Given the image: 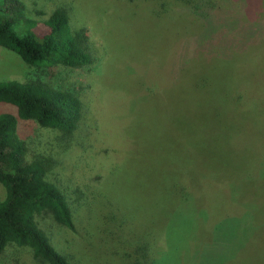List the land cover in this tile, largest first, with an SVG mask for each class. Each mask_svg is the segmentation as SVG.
Here are the masks:
<instances>
[{"label": "rangeland", "instance_id": "rangeland-1", "mask_svg": "<svg viewBox=\"0 0 264 264\" xmlns=\"http://www.w3.org/2000/svg\"><path fill=\"white\" fill-rule=\"evenodd\" d=\"M210 1L162 10L156 0H23L11 14L18 33L42 34L44 20L64 6L94 50L84 71L30 67L0 46V81L37 76L69 86L85 105L79 144L54 150L74 229L37 218L73 264H137L145 232L167 225L180 240L193 212L196 236L174 264H197L201 253L203 264H264V0ZM2 111L16 108L0 103ZM31 125L50 150L58 131ZM18 127L25 131L22 121ZM210 181L224 184L212 207ZM4 193L0 185V199ZM229 216L235 225L216 230ZM163 240L153 259L167 258ZM0 264L45 263L10 245Z\"/></svg>", "mask_w": 264, "mask_h": 264}, {"label": "trees", "instance_id": "trees-1", "mask_svg": "<svg viewBox=\"0 0 264 264\" xmlns=\"http://www.w3.org/2000/svg\"><path fill=\"white\" fill-rule=\"evenodd\" d=\"M156 1L162 10L168 9L173 2H179L192 9L211 4L210 0ZM23 8V0H0V46L17 53L30 67L61 65L84 71L92 68L95 58L90 36L86 30L71 28L69 13L64 6H56L44 20L48 30L42 34L26 30L20 34L14 29L11 14L19 13ZM0 103H7L16 108L15 114L0 112V185L5 192L4 197L0 199V253L8 246L16 245L29 248L33 257L45 264H73L66 253L57 249L37 218L46 215L57 224L74 229L73 210L67 198L66 188L63 180L57 177L60 162L56 156L58 152L54 153V150L62 141L78 145L77 138L86 131V109L80 93L69 86L62 87L61 83L49 84L37 76L21 80L13 78L0 81ZM20 121L24 125L23 132L19 131ZM32 123L37 127L58 131L59 136L55 144H50V150L40 148ZM210 183L216 191V195L209 197L214 200L208 201L209 207H212L222 198L224 184L214 181ZM131 217L133 215L124 217L122 222L119 221V225L125 221L131 223ZM195 217L193 212V217L187 218L180 225L177 230L180 240L176 238L175 228L169 231L167 225L158 226L157 235L154 229L145 232V239L138 240L141 255L137 258V264H174V254L181 249L190 250L193 240L191 238L196 236L197 231ZM237 220L233 216L222 219L216 230L219 227L235 225ZM133 228H136L135 224ZM187 232L190 233L186 234ZM153 233L155 236L152 238ZM171 233L175 236V242L179 243L178 246L170 240ZM160 234L168 252V256L161 252L167 256L164 261L153 259L152 253L155 249L162 248V245L156 242L158 237H161ZM181 241H185L188 247H183ZM155 245L157 248H154ZM205 260L204 254L201 253L198 263L203 264Z\"/></svg>", "mask_w": 264, "mask_h": 264}]
</instances>
